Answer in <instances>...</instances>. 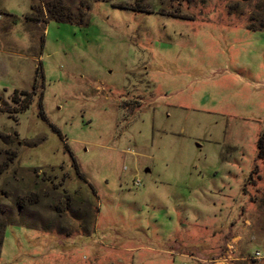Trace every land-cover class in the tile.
<instances>
[{
	"label": "rangeland",
	"instance_id": "1",
	"mask_svg": "<svg viewBox=\"0 0 264 264\" xmlns=\"http://www.w3.org/2000/svg\"><path fill=\"white\" fill-rule=\"evenodd\" d=\"M259 138L264 0H0V264H264Z\"/></svg>",
	"mask_w": 264,
	"mask_h": 264
},
{
	"label": "trees",
	"instance_id": "2",
	"mask_svg": "<svg viewBox=\"0 0 264 264\" xmlns=\"http://www.w3.org/2000/svg\"><path fill=\"white\" fill-rule=\"evenodd\" d=\"M48 12H49V9H48ZM56 20H58V21H61V20H59V19H56ZM16 91H14V95L13 96H15L16 95ZM22 95H24V96H26V92L24 91V92H20ZM29 97H30V94H29ZM26 98H27V96H26ZM14 99L18 102V98L17 97H14ZM29 99V98H28ZM28 99H25V105H27V103H28ZM24 100V99H23ZM22 100V101H23ZM257 148H258V155H263L264 154V139L263 138H259V140H258V144H257Z\"/></svg>",
	"mask_w": 264,
	"mask_h": 264
},
{
	"label": "built area",
	"instance_id": "3",
	"mask_svg": "<svg viewBox=\"0 0 264 264\" xmlns=\"http://www.w3.org/2000/svg\"><path fill=\"white\" fill-rule=\"evenodd\" d=\"M254 255H255L254 258H259V254L258 253H255Z\"/></svg>",
	"mask_w": 264,
	"mask_h": 264
},
{
	"label": "water",
	"instance_id": "4",
	"mask_svg": "<svg viewBox=\"0 0 264 264\" xmlns=\"http://www.w3.org/2000/svg\"><path fill=\"white\" fill-rule=\"evenodd\" d=\"M145 172H148V169L147 168L145 169Z\"/></svg>",
	"mask_w": 264,
	"mask_h": 264
}]
</instances>
